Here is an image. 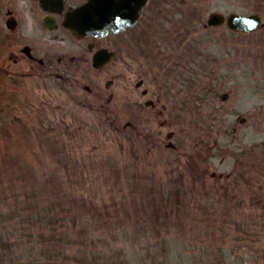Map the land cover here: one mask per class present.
Wrapping results in <instances>:
<instances>
[{
  "label": "rangeland",
  "instance_id": "rangeland-1",
  "mask_svg": "<svg viewBox=\"0 0 264 264\" xmlns=\"http://www.w3.org/2000/svg\"><path fill=\"white\" fill-rule=\"evenodd\" d=\"M251 2L201 0V10L206 19L210 11L227 15ZM177 17L157 18L156 35L169 37ZM203 22L189 25L186 41L191 52L203 45L208 70L218 69L221 60L233 58L237 44L252 39L224 25L204 29ZM124 138L97 129L87 130L84 142L74 139L67 150L79 176L72 179L66 176L72 169L64 152L59 160L52 155L48 164L25 170L21 163L36 150L17 147L14 138L8 147L0 136V264H264L261 225L254 230L246 217L222 205L202 209V200L172 205L166 196L170 188L159 175L163 162H155L149 174L146 141L133 145L132 152L141 154L135 163ZM34 172L48 173V180L40 182ZM152 226L158 233H151Z\"/></svg>",
  "mask_w": 264,
  "mask_h": 264
},
{
  "label": "flooded vegetation",
  "instance_id": "flooded-vegetation-1",
  "mask_svg": "<svg viewBox=\"0 0 264 264\" xmlns=\"http://www.w3.org/2000/svg\"><path fill=\"white\" fill-rule=\"evenodd\" d=\"M153 1L144 7L139 22L117 37L79 40L62 22L83 0H0V112H12L19 124L21 117L33 124L44 143L67 146L72 144L70 130H82V113L88 109L102 115L97 119L100 125L121 132L135 163L141 154L133 153L132 147L146 141L145 163L162 159L168 181L214 177V169L225 159L218 163L212 154V132H183L176 92L165 97L158 75L160 51L138 30L154 23ZM257 12L262 14L261 9ZM101 48L118 54L98 67L92 58ZM258 61L261 65L251 64V76L264 75V57ZM137 66L141 81L135 84L140 87L131 90L129 72ZM226 104L225 114L236 109ZM246 146L226 149L234 210L264 207V149Z\"/></svg>",
  "mask_w": 264,
  "mask_h": 264
},
{
  "label": "water",
  "instance_id": "water-1",
  "mask_svg": "<svg viewBox=\"0 0 264 264\" xmlns=\"http://www.w3.org/2000/svg\"><path fill=\"white\" fill-rule=\"evenodd\" d=\"M140 2H142V0H138V6L134 7V9L131 8L129 10L126 7L128 5L126 6L121 5V6L116 7V5L119 3L118 0H100L97 5L99 16H97L98 14L91 13V12L87 16H85V18H88V16L91 17L90 15H92V17L97 16V18H100L99 23L90 24L89 26H85L86 32L93 31L95 33H99L98 31L100 30L104 31L107 28V26L110 28L112 27L114 30H116V28L120 25L122 27V26H128L132 24L133 19L132 20L124 19V16L132 12H134V15H137V13L140 10L139 9ZM221 20H222V17L219 14H217V15H213L210 18L209 22L217 24ZM247 21L248 19L244 17L232 15L228 19V24L236 29L249 30V27L244 25Z\"/></svg>",
  "mask_w": 264,
  "mask_h": 264
},
{
  "label": "trees",
  "instance_id": "trees-1",
  "mask_svg": "<svg viewBox=\"0 0 264 264\" xmlns=\"http://www.w3.org/2000/svg\"><path fill=\"white\" fill-rule=\"evenodd\" d=\"M34 250L36 249V248H33Z\"/></svg>",
  "mask_w": 264,
  "mask_h": 264
}]
</instances>
